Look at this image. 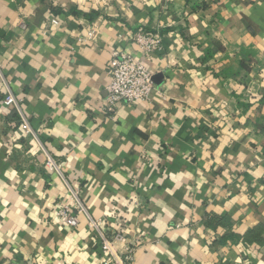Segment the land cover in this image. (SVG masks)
Here are the masks:
<instances>
[{"label": "crops", "instance_id": "1", "mask_svg": "<svg viewBox=\"0 0 264 264\" xmlns=\"http://www.w3.org/2000/svg\"><path fill=\"white\" fill-rule=\"evenodd\" d=\"M140 31L156 88L106 112ZM68 183L133 264H264V0H0V264H103L88 217L57 216Z\"/></svg>", "mask_w": 264, "mask_h": 264}, {"label": "built area", "instance_id": "2", "mask_svg": "<svg viewBox=\"0 0 264 264\" xmlns=\"http://www.w3.org/2000/svg\"><path fill=\"white\" fill-rule=\"evenodd\" d=\"M52 23L57 25L59 21L53 18ZM22 26L25 28L24 23ZM94 35L95 31L92 30L88 37L92 38ZM133 42L139 46L143 57L136 53L115 52L109 63L108 74L111 80L107 87L108 98L103 109L106 112H115L122 104L135 106L140 102L148 101L156 88L153 73L146 60L152 58L154 52L161 50L162 37L156 33L140 31L133 37ZM4 83L7 91L5 105L12 107L19 116L23 133L26 136L35 135L29 117L23 109L22 100L15 95L6 80ZM45 166L49 170H58L61 173L60 165L49 155ZM67 188L69 200L61 203L57 209V216L60 220L70 227H77L79 215L85 214L89 219L90 228L101 239L103 264H133L130 249L122 253L115 249V243L122 241L124 235L121 233L113 236L107 235L104 229L106 222L94 218L91 214L81 188L71 183L67 184Z\"/></svg>", "mask_w": 264, "mask_h": 264}, {"label": "trees", "instance_id": "3", "mask_svg": "<svg viewBox=\"0 0 264 264\" xmlns=\"http://www.w3.org/2000/svg\"><path fill=\"white\" fill-rule=\"evenodd\" d=\"M217 221L218 223H221L223 226H230L226 221H228L227 217H218L216 215H210V218L207 221V225L210 226V228H215L218 224H214V222ZM264 231V224L257 225L256 227L252 228V230L249 232V236L246 237V241L253 242L254 240H258L259 242H263V238L261 237L262 232ZM233 234L226 235L224 238H222V242L225 243L229 239H234ZM244 240V241H245Z\"/></svg>", "mask_w": 264, "mask_h": 264}]
</instances>
